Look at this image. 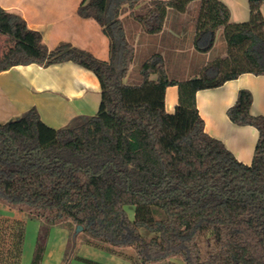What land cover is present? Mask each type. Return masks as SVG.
<instances>
[{"label": "trees", "instance_id": "trees-1", "mask_svg": "<svg viewBox=\"0 0 264 264\" xmlns=\"http://www.w3.org/2000/svg\"><path fill=\"white\" fill-rule=\"evenodd\" d=\"M191 1L82 0L78 14L95 19L109 38L108 60L70 42L51 49L22 15L0 6V71L72 61L101 84L97 113L66 127L48 125L35 107L0 122V200L41 220L32 264H40L55 226L83 232L90 243L133 247L135 264L173 256L183 264H264V115L252 114L253 95L244 88L227 110L231 121L259 132L247 164L205 131L196 101L201 89L264 74V0H249L250 18L242 22L230 20L221 0H199L194 47L209 51L222 29L225 53L182 80L170 78L162 55L153 53L138 80H126L135 46L123 7L156 34L168 9L183 12ZM169 85L179 90L174 112L165 108ZM25 228L24 220L0 219V240L9 230L13 237L11 248L0 247V264L21 263Z\"/></svg>", "mask_w": 264, "mask_h": 264}, {"label": "crops", "instance_id": "crops-1", "mask_svg": "<svg viewBox=\"0 0 264 264\" xmlns=\"http://www.w3.org/2000/svg\"><path fill=\"white\" fill-rule=\"evenodd\" d=\"M194 1H197L194 6L197 15L199 0L191 2ZM221 1L229 7L231 21L249 20V0ZM81 2L82 0H0V6L22 15L31 28L41 32L45 44L51 49L60 42H70L102 60H108L109 38L95 19L78 14ZM185 11L179 13L172 8L168 9L162 31L149 34L133 18L130 9L123 7L120 17L127 38L135 46V57L126 80L130 79L136 63L141 64L153 53L161 54L165 63L167 56L172 54L173 58L177 57L171 59L172 62L178 63V66L187 65L189 73L196 72V68L209 60L207 55H203L208 54V51H198L194 47L196 15L185 23ZM261 12L264 16V2ZM220 30L222 29L216 33L214 45ZM190 33L191 39H187ZM185 50L195 51L190 57L191 61L186 64L184 60H179ZM243 88L250 90L253 95L252 114L264 115V74L243 73L221 86L201 89L196 93V101L205 122V131L220 139L237 159L250 164L259 132L252 125L234 123L227 114L228 108L237 99L238 91ZM100 101L101 84L97 75L72 61L48 66L37 63L14 65L0 71V122L19 117L35 107L44 122L54 128H62L77 118L96 114ZM178 101V86L169 85L165 94L166 110L174 112Z\"/></svg>", "mask_w": 264, "mask_h": 264}, {"label": "rangeland", "instance_id": "rangeland-1", "mask_svg": "<svg viewBox=\"0 0 264 264\" xmlns=\"http://www.w3.org/2000/svg\"><path fill=\"white\" fill-rule=\"evenodd\" d=\"M196 2H191L188 5V8L183 15L186 18L185 23H188L189 19H191L193 15H196V7H194ZM175 12L180 13V11L177 10H175ZM190 37L191 33L187 39ZM3 41L4 37L0 36V50L3 47ZM225 51L226 41L223 35V30H220L214 47L208 51V54L203 55H207L208 59L211 60L216 56L222 55L225 53ZM194 52L195 51L193 50H185L184 54L179 57V60H184V64H186V62H190V57ZM205 56H203V58ZM173 57L174 56L172 54L171 56H167L166 62L167 71L170 78L182 80L189 77H194L206 64L205 62L199 68H196V72L189 73V70H187L186 67L187 65L178 66V63L175 64L172 62V60L177 59V57ZM139 60L140 58H138V61ZM209 60H207V62ZM141 64L136 63V65L133 67L130 75V81L138 80L140 76L139 69ZM127 210L130 217H133V208L128 206ZM2 218H9V220L19 219L26 222L25 240L23 243L20 264H32V259L35 254L36 241L38 236L42 234V226L40 224L41 220L30 217L28 213L19 211L16 207H10L5 202L0 200V219ZM10 231L11 230L7 231L6 235H4L0 240V247L2 250H8L13 245V237L11 236ZM88 240V237L83 232L79 231L78 234L74 235V233L71 230L69 231L66 226L52 227L49 230L46 243H44L45 245L40 264H82V262L78 260L80 257L95 260L104 264H135L134 258L136 256L133 247H112L98 241H93L90 243ZM149 264H183V260L180 257L173 256L164 261Z\"/></svg>", "mask_w": 264, "mask_h": 264}]
</instances>
